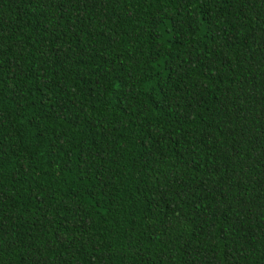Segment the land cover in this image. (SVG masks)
Returning a JSON list of instances; mask_svg holds the SVG:
<instances>
[{
	"label": "trees",
	"instance_id": "16d2710c",
	"mask_svg": "<svg viewBox=\"0 0 264 264\" xmlns=\"http://www.w3.org/2000/svg\"><path fill=\"white\" fill-rule=\"evenodd\" d=\"M0 264H264V0H0Z\"/></svg>",
	"mask_w": 264,
	"mask_h": 264
}]
</instances>
